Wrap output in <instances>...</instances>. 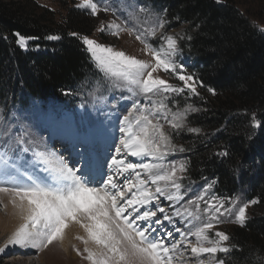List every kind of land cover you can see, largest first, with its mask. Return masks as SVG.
Returning <instances> with one entry per match:
<instances>
[{
    "label": "snow or ice",
    "instance_id": "obj_1",
    "mask_svg": "<svg viewBox=\"0 0 264 264\" xmlns=\"http://www.w3.org/2000/svg\"><path fill=\"white\" fill-rule=\"evenodd\" d=\"M76 7L90 10L93 17L101 11H110L108 7H101L96 0H80ZM159 27H164L163 22ZM124 30L115 22L98 29L102 33L110 31L114 36H119ZM260 30L264 31V28ZM148 34L155 37L156 28L151 29ZM15 36L16 44L21 49H27L31 38L19 33ZM46 38L60 39L56 35ZM136 39L145 45V50L154 63L116 51L111 46L100 44L87 36L81 37L85 50L98 69L106 77L122 82L117 87L124 86L133 94L138 92L145 96L183 93L185 89L198 95L195 78L183 74V66L173 59L178 50L176 37L163 36L164 44L160 48H154L143 35L137 34ZM159 70L175 74L183 82V86L175 87L159 77H154L153 73ZM208 91L215 94L211 88ZM165 109L167 106L161 102L156 111ZM184 115L186 113L172 114V119L168 122L173 129L183 127L177 121H182ZM151 116L152 114H145L137 103H133L127 110L121 121L126 127L119 129L124 135L108 164V168L115 172L107 174L98 183L81 169L68 167L62 158L53 153L34 151L30 165L27 160L20 162L18 153L29 151L27 147H21L25 143L23 137L17 136L13 139L10 132L2 133L13 141L15 148L11 149L10 154L8 145L4 144L3 151H0V196L9 198L23 222L6 244L0 247V253H4L9 247L37 251L45 249L56 241H62L65 230L71 224H76L86 233V238L77 236L76 239L85 245L84 258L90 264H181L185 261V252L189 248L196 264H205V260L201 258L204 254L212 257L215 264H225L224 260L216 257L218 253L230 252V248L225 246L229 236L223 231L212 233V230L216 224L222 222L221 217L225 214L234 215L235 222L243 226L249 205L244 204L238 211L233 212L231 207L225 206L224 200L217 201L215 197L205 200L207 190L212 187L209 184L203 193L187 201L189 205H195V213L188 208L181 210L175 207L184 200V186L181 181L187 168L184 163L177 165L173 162L170 166L163 163L169 155V148L173 151L176 149L170 136L164 132L163 125L159 120L153 122ZM252 125L261 126L254 114ZM188 130L194 133L200 131L196 128ZM179 150L183 151L182 148ZM122 152L132 157H151L157 162H126L118 158ZM218 155L227 156L228 152L223 151ZM137 169L145 174L143 178L141 171ZM129 172L134 173L135 179L125 177L121 183L118 177ZM161 198L174 207L172 215L160 205ZM201 201L205 204L203 213L207 216L203 221L199 214ZM250 203L256 204L258 201L252 200ZM0 207H6L2 199ZM174 217L186 220L192 218L188 220L189 224H192V220L202 222L192 224L194 230L182 231L181 228L174 227L167 231L165 222L174 224ZM174 232L180 234V240H170ZM189 236L194 237L196 242L193 243ZM89 242L96 246V250L87 247ZM181 245H184L183 250ZM77 254H81L79 250Z\"/></svg>",
    "mask_w": 264,
    "mask_h": 264
},
{
    "label": "trees",
    "instance_id": "obj_2",
    "mask_svg": "<svg viewBox=\"0 0 264 264\" xmlns=\"http://www.w3.org/2000/svg\"><path fill=\"white\" fill-rule=\"evenodd\" d=\"M150 1L164 11L167 29L184 27L178 47L193 59L199 87L191 99L199 111L188 125L200 131L171 133L186 150L184 176L212 184L225 202L240 191L258 201L244 225L229 231L225 264H264V31L231 0ZM31 3L0 0V99L8 102L64 99L96 73L81 40L92 20L72 8L54 21ZM16 33L31 38L27 49ZM223 151L228 155H218Z\"/></svg>",
    "mask_w": 264,
    "mask_h": 264
},
{
    "label": "rangeland",
    "instance_id": "obj_3",
    "mask_svg": "<svg viewBox=\"0 0 264 264\" xmlns=\"http://www.w3.org/2000/svg\"><path fill=\"white\" fill-rule=\"evenodd\" d=\"M231 1L236 4L243 13L249 16L253 24L260 29L264 28V0ZM96 2L101 7H108L110 11H101L97 16L93 17L90 15V10L76 7V5L80 3V0H32L31 4L37 9V12H45L46 17H51L54 21L65 16L68 10L72 8L76 9L79 13L87 15L93 22L91 23L92 31L87 37L96 40L100 44L111 46L116 51H123L129 56H134L149 63H154V61L152 60L151 55L146 52L145 45L136 39L137 34L143 35L147 42L154 48H160L164 44L162 39L163 36H174L177 38V41L184 37V27L179 29L166 28L167 21L165 20L164 11L160 9V7L155 6L150 0H96ZM141 9H143V11ZM111 22L121 25L125 30L121 31L119 36L112 35L110 31H105L103 33L98 31L101 26H106ZM161 22L164 24L163 28L159 27ZM153 28H156L157 30L155 37L148 34ZM173 59L178 65L183 66V74L192 75L194 77L192 72V67L194 65L193 59L189 55L184 54L178 47L177 53ZM90 60L96 73H94L93 77H87L86 81L80 86L79 91L76 93H69L67 98L57 99L50 97L48 99H38L24 96L16 100L10 99L9 102L0 99V151H3L4 144L8 145L10 154L11 149L15 148L13 141L9 140L8 136L2 135V133L10 132L13 139L17 136H22L25 143L21 147H27L29 151L27 153L20 152L18 153V156L24 157L29 163H31L34 151L53 152L54 148L52 149V143L54 142L56 135L63 134V136H65V132H70L71 136L75 137L74 140L76 141L71 144V146L73 145L72 151H74V149L79 150V152H81L79 154L80 157H78L77 153L76 155L73 153L74 156L71 155L68 157L71 152H68L66 149L65 151L60 150L57 152L62 157L66 155V158L63 157L65 158L63 160L67 161L68 164L70 161L69 167L73 163L71 165L72 168L80 169L83 160L86 161V158L89 159V156L91 157L90 146L88 147L87 144L82 142L84 137L86 139L90 138L91 140L95 139L97 135H100L97 133L98 129L104 127L108 122H112L113 119H115V122L120 123L123 116L127 114V110L133 103H137L138 107L145 111V114H152L151 118L153 119V122L159 120L163 125L164 132L168 134L170 138L171 133L173 132L186 131L193 134L198 133L188 130L194 128L188 125L189 116L199 111V109L191 102V99L193 96H196V94H192L188 89H185L183 93L149 94L148 96L139 94L138 92L133 94L124 86L117 87L116 85H122V82L115 80L114 78L106 77L98 69L91 58ZM153 76L159 77L175 87L183 86V82L179 81L175 74L159 70L156 73H153ZM198 88V83L196 81L197 93ZM161 102L167 106V109L157 112L156 109ZM173 113H186L182 121H177L183 124L182 128L173 129L169 124L168 121L172 119ZM64 115L67 117L63 118ZM135 115L136 113H134V117ZM165 116H167V119H165ZM114 124L113 128L109 129L113 131L109 134L112 136V139H110L111 142L106 144L104 148L106 152L109 151L110 153L112 152L110 149L115 148L116 144L118 145L119 143V138L115 135L116 131L114 130ZM98 126L100 127L98 128ZM89 131H92L93 133L90 134L91 136L87 135ZM104 131L107 132L108 129L106 128ZM57 140L61 142V144L67 143V147L70 145L68 143L69 140H64L63 137H60V139L58 138ZM172 140L173 139L171 138L172 145L175 146L176 150L173 151L170 147L169 155L165 158L163 163L166 166H170L173 162L177 165L180 163L185 164V148ZM114 143L115 145L113 146ZM56 146H58V144ZM181 148L183 151L179 150ZM84 153H86L87 157ZM112 155L114 154L111 153L110 156L106 157L107 159L104 158L105 160L103 159L101 165L97 166L99 170L97 172L98 176L101 177L102 175V178H104L107 174L115 172L114 169L110 170L108 165H106L104 168L105 173H103V167L106 163L109 164ZM126 155L129 156L126 152H122L119 158L131 163L157 162L151 157H127ZM104 162L106 163L104 164ZM97 167L95 166V169H97ZM84 170L86 172L87 167H85ZM137 171L141 170L137 169ZM87 172H89V170ZM123 175L118 177L121 183L123 182L124 177L133 180L135 179L134 173L129 172L124 173ZM144 175L145 174L141 171L142 178ZM99 180L95 181L98 183ZM181 182L184 186L182 191L185 193V196L184 200L178 205H175V207H179L181 210L188 208L195 213V205H189L187 201L194 199L196 196L203 193L205 188H207V185L210 183L193 182L185 176ZM214 197L217 201L222 200L221 197L217 196L215 187L212 185V187L207 190L205 200H212ZM1 198L2 196H0V199ZM244 204L249 205L246 209L247 220L250 217L252 204L243 191L238 192L232 199L225 202V206L231 207L233 212L238 211V208ZM160 205L165 207L169 215H172L174 207L171 206L170 202L161 198ZM204 207L205 204L201 201L199 214L202 217V221L207 219V216L203 213ZM1 212L2 207H0V222L5 216V214L2 215ZM158 215L160 214L158 213ZM190 219L192 218L186 220L180 217H174V224L169 225L165 222L166 230L171 231L174 227H179L182 231H187L188 229H192V224L202 222L192 220V224H189L188 220ZM221 221V223L215 225L212 233L215 231H223L228 235L232 227L240 226L239 223L235 222V216L231 214H225L221 217ZM138 223L143 224L144 222ZM5 231H0V247H3L9 238L7 230ZM77 236L80 235H74L69 241V248L67 251L63 249L59 241H56L47 248L38 251L33 249L9 247L4 253H0V264H90V262L84 258V256H86V253L83 252L85 245L80 240L76 239ZM213 238L215 237L213 236ZM171 239L180 240V234L174 232V236L173 238H170V240ZM189 239L193 243L196 242L195 238L192 236H189ZM225 246H228L230 251L232 250L229 241L226 242ZM183 248L184 245H181L182 250ZM77 250H79L81 254H77ZM229 253H218L216 258L222 259L225 262V257ZM185 258V261H182L181 264H196L195 260L191 257L190 248L185 252ZM201 258L205 260V264H215V260L208 254H204Z\"/></svg>",
    "mask_w": 264,
    "mask_h": 264
},
{
    "label": "bare ground",
    "instance_id": "obj_4",
    "mask_svg": "<svg viewBox=\"0 0 264 264\" xmlns=\"http://www.w3.org/2000/svg\"><path fill=\"white\" fill-rule=\"evenodd\" d=\"M67 116L64 115L63 118H66ZM62 119V118H61ZM111 121V120H110ZM67 122V121H66ZM114 123H118V124H114ZM113 124H114V130L116 131L115 132V135L118 136L119 140L123 137V133L120 132V128L121 127H126L125 124H122L121 122H115V119H113L112 122H108V124L104 125V127H101L100 129H98V132L100 135H95L96 138L91 140V139H86L84 137V139L82 140V142L84 144H87L90 146V151H91V157L89 156V159L86 158V161L83 160V164H81L80 166V169H82L83 172H85V167H87V171L89 170V172L86 171V173H88L94 180H99L102 178V175L101 177L98 176V167L97 166H100L103 159L110 156L111 153L115 154V148H111L110 150L112 151L111 153L109 151H105V146L106 144L110 143L112 139V136H110L109 134H111V128H113ZM66 126V125H65ZM99 128V127H98ZM108 129L107 132H105L104 130L105 129ZM117 129V130H116ZM90 130V129H89ZM92 130V129H91ZM64 132V131H63ZM65 136L62 135H56L55 139H54V143L57 141V139L60 137H63L64 140H69V142L71 144L74 143V139L75 137L71 136V133L70 132H65ZM90 134H93L92 131H89L87 133L88 136H91ZM103 134V135H102ZM74 135V134H73ZM114 135V136H115ZM77 139V138H76ZM109 139V140H108ZM76 142V141H75ZM119 144V143H118ZM115 145V143L113 144V146ZM73 146V145H72ZM117 146V144H116ZM57 148V150H56ZM56 148H54L53 153L56 157H60L62 159H65L66 155H64L63 158L60 154H58L57 151H60V150H64L65 148L67 147H64L61 143L58 144V146H56ZM53 149V148H52ZM68 150V149H66ZM65 151V150H64ZM100 151L103 152V154L100 155ZM106 152V153H105ZM58 154V155H57ZM84 155L86 156V153H84ZM105 156V157H104ZM125 156V155H124ZM127 156V155H126ZM130 156V155H129ZM127 156V157H129ZM69 157V156H68ZM67 157V158H68ZM87 157V156H86ZM20 158V162H24L26 159L24 157H19ZM110 158V157H109ZM119 158V157H118ZM107 159V158H106ZM120 159V158H119ZM105 160V159H104ZM28 161V160H27ZM64 161V160H63ZM69 161V160H68ZM67 166L69 167V164L67 163V161H64ZM72 163V162H71ZM106 162H104L105 164ZM31 163H29L30 165ZM106 165H108L107 163L104 165L103 167V173H105V170L104 168L106 167ZM95 166L97 167V169H95ZM71 167V165H70ZM105 175V174H104ZM128 175V174H127ZM124 176V175H123ZM129 176V175H128ZM125 178V177H124ZM119 180V179H118ZM120 181V180H119ZM121 182V181H120ZM3 200V204L6 205V207H2V215L5 214V216L3 217V219L1 220L0 222V231H5L7 230L8 232V236L10 237L12 235V233L19 227V225L23 222L22 219L20 218L18 212L16 209H14L11 205V203L9 202V198L7 196H2L1 198ZM6 232V231H5ZM80 235V236H85L86 238V233L83 231L82 228H80L78 225L76 224H71L66 230H65V236H64V239L62 241H59V243L61 244V246L63 247V249L65 251L68 250L69 248V241L72 239V237L74 235ZM8 240V239H7ZM88 247L95 250L96 249V246L89 242L88 244Z\"/></svg>",
    "mask_w": 264,
    "mask_h": 264
}]
</instances>
